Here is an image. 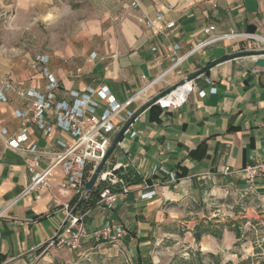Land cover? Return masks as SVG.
I'll use <instances>...</instances> for the list:
<instances>
[{"label":"crops","instance_id":"obj_1","mask_svg":"<svg viewBox=\"0 0 264 264\" xmlns=\"http://www.w3.org/2000/svg\"><path fill=\"white\" fill-rule=\"evenodd\" d=\"M6 1L16 13L9 31L0 27L1 35L9 34L7 41L1 37L0 45V93L5 99H0V264H46L48 252L62 250L48 243L78 197L59 191V171L39 200L20 196L29 182V159L9 148L7 140L19 132L16 114L33 100L18 90L45 95L47 77L40 69L45 67L58 84L55 102L71 91L106 87L122 103L170 66L174 46L179 57L203 40L208 25H214L216 34L264 37V0H135V5L134 0ZM6 9L0 10V19ZM156 13L163 14V20L147 29L141 15ZM169 23L174 26L166 29ZM36 56L46 58L38 69L33 68ZM258 57L264 59V44L251 39L217 42L188 57L131 105L133 111L141 106L140 113L150 106L136 118L135 136L125 132L126 127L114 136L118 144L104 169L126 166L124 173L135 174L139 184L131 185L113 210L98 204L84 212L75 210L84 213L88 233L106 221L123 226L127 235L118 244L133 251L142 264L159 227L195 225L197 218L188 215L204 217L211 197H264L261 185L246 191L243 173L264 158V67L256 66ZM185 78L194 80L195 89L181 107L151 105ZM9 85L11 90L5 88ZM103 108L101 103L96 113ZM28 138L25 146L50 152L58 151L59 141L73 142L56 127L44 136L34 125L28 127ZM155 169L170 172L175 181L170 183ZM148 191L155 195L142 200L140 195ZM94 242L84 239L82 245Z\"/></svg>","mask_w":264,"mask_h":264},{"label":"built area","instance_id":"obj_2","mask_svg":"<svg viewBox=\"0 0 264 264\" xmlns=\"http://www.w3.org/2000/svg\"><path fill=\"white\" fill-rule=\"evenodd\" d=\"M132 5H135V0ZM141 20L147 29H154L163 20V14L156 13L154 17L143 14ZM173 26L172 23H169L166 29ZM203 34L205 38L183 56H176L179 47L174 46L172 55L168 57L171 62L170 66L154 79L147 81L140 90L122 103L117 102L106 87L87 88L81 93L71 91L65 100L55 102L54 91L58 88V84L46 70H43L44 76L47 77L45 95H40L32 89L18 90L19 95H25V97L33 100L29 108L16 114L21 120L19 132L7 140L9 148L24 153L29 159L26 165L29 182L20 196L31 195L35 200H39L42 192L50 188L53 179L56 178V172L59 171V191L62 193L72 191L78 200L82 197L85 199L87 197L84 195L85 174L87 171L90 174L95 172L107 152L112 148L114 136L120 133L124 127H126L125 132H130L132 137L135 136V132L132 131L133 124L136 118L150 106H146L141 113V106L133 111L130 107L135 101L141 97L145 98L155 85L161 83L168 74L176 71L188 57L210 45L227 40L242 41L248 39L264 44V37L261 36L238 33L216 34L214 25L205 27ZM151 51L156 52V48H152ZM36 60L39 63H46V58L43 56L37 57ZM5 88L12 89L10 85ZM194 89V80L185 78L164 95L156 97L151 105L161 109H177L187 101ZM204 95L205 93L199 92V96L203 97ZM0 99L5 101L2 93H0ZM149 101V99L145 100L143 105ZM101 103L104 104V108L98 115L96 111ZM48 116L53 118V123ZM29 125H34L44 136L51 134L53 128L56 127L69 134L73 142L70 144L57 142L58 151L56 152L41 150L36 145L27 147L25 145L29 139ZM1 134L4 135L5 131H2ZM125 169L126 166L121 164H113L102 169L97 183H104L105 188L100 192L96 204L105 207L107 210H113L119 199L129 192L130 186L121 177ZM159 170L155 169V173L160 172L166 175L170 183L175 181L170 172L164 169ZM243 173L246 191H251L258 185L264 188V158L255 165L246 167ZM154 195V191H148L141 194L140 198L148 200ZM75 209L76 206L67 208L66 221L48 243V247L76 252L84 239L115 245L127 235L123 226L116 225L111 221H106L99 229L88 233L84 213H77Z\"/></svg>","mask_w":264,"mask_h":264},{"label":"rangeland","instance_id":"obj_3","mask_svg":"<svg viewBox=\"0 0 264 264\" xmlns=\"http://www.w3.org/2000/svg\"><path fill=\"white\" fill-rule=\"evenodd\" d=\"M7 4L6 0H0V10L7 8L5 17L0 19L4 31H9L16 13L15 7ZM1 37L9 40V34L0 33V45ZM37 57L40 56L33 59L34 69L45 64L39 63ZM40 69L42 73L48 72L45 67ZM207 201V210L200 220L199 216L188 215L197 218L195 225L159 227L154 241L147 245L150 256L143 258L142 264H264V197L242 193V196L228 194L221 199L211 197ZM183 218H186L184 213ZM197 225L211 231L199 242L193 238ZM214 233L219 237H214ZM56 252H48L46 264H137L134 252L120 243L94 242L89 246L81 243L76 252L67 249Z\"/></svg>","mask_w":264,"mask_h":264},{"label":"trees","instance_id":"obj_4","mask_svg":"<svg viewBox=\"0 0 264 264\" xmlns=\"http://www.w3.org/2000/svg\"><path fill=\"white\" fill-rule=\"evenodd\" d=\"M123 181L125 183H127L129 186L131 185H135V184H139V180H137V177L135 174H132V172H126L124 174L121 175ZM91 178V174L87 171L85 174V184L87 183V181ZM105 188V184L104 183H97L92 190L88 193L87 197L79 203V200H76V211L80 210L82 212L88 210L89 208H92L94 205H96L98 199H99V195L100 192ZM211 231L208 228H202L201 226H196L194 228V234H193V238L195 239L196 242H199L201 237L203 235H207L210 234ZM214 237L218 238L219 234L218 233H214L213 234Z\"/></svg>","mask_w":264,"mask_h":264},{"label":"water","instance_id":"obj_5","mask_svg":"<svg viewBox=\"0 0 264 264\" xmlns=\"http://www.w3.org/2000/svg\"><path fill=\"white\" fill-rule=\"evenodd\" d=\"M256 66L258 67H264V59L261 58H257L255 61ZM118 142V138L116 139V141L114 142L112 148L107 152L105 158L103 159V161L98 165V167L96 168L95 172L92 174V177L90 178V180L85 184V193L84 195H88V193L92 190V188L95 186L98 176L100 174V172L102 171V169L104 168L109 156L111 155L116 143ZM84 200V197H82L81 199H79V203L82 202Z\"/></svg>","mask_w":264,"mask_h":264}]
</instances>
